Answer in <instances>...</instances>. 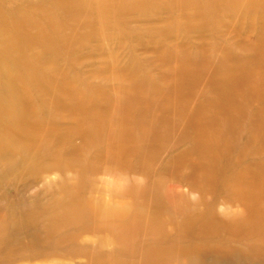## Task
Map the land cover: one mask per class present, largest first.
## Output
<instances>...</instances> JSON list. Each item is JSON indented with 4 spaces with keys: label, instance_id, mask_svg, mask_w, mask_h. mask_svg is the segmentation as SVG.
Instances as JSON below:
<instances>
[{
    "label": "rangeland",
    "instance_id": "rangeland-1",
    "mask_svg": "<svg viewBox=\"0 0 264 264\" xmlns=\"http://www.w3.org/2000/svg\"><path fill=\"white\" fill-rule=\"evenodd\" d=\"M3 104L0 264H264V0H0Z\"/></svg>",
    "mask_w": 264,
    "mask_h": 264
},
{
    "label": "bare ground",
    "instance_id": "bare-ground-1",
    "mask_svg": "<svg viewBox=\"0 0 264 264\" xmlns=\"http://www.w3.org/2000/svg\"><path fill=\"white\" fill-rule=\"evenodd\" d=\"M6 75L7 74H4L3 75V82H6ZM1 94H2V91H1ZM1 110H6L7 111V114L8 116L11 118V119H15V115L19 117V106L18 105H15L14 107H9V105H0V111ZM5 146V142L1 136V131H0V146Z\"/></svg>",
    "mask_w": 264,
    "mask_h": 264
}]
</instances>
